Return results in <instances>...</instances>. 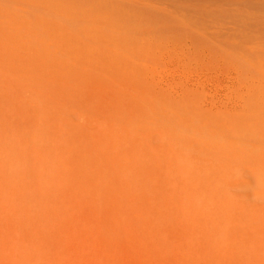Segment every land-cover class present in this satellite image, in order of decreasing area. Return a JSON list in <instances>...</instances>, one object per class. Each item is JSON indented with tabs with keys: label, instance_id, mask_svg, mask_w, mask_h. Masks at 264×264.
<instances>
[{
	"label": "rangeland",
	"instance_id": "obj_1",
	"mask_svg": "<svg viewBox=\"0 0 264 264\" xmlns=\"http://www.w3.org/2000/svg\"><path fill=\"white\" fill-rule=\"evenodd\" d=\"M263 156L264 0H0V264H264Z\"/></svg>",
	"mask_w": 264,
	"mask_h": 264
},
{
	"label": "bare ground",
	"instance_id": "obj_2",
	"mask_svg": "<svg viewBox=\"0 0 264 264\" xmlns=\"http://www.w3.org/2000/svg\"><path fill=\"white\" fill-rule=\"evenodd\" d=\"M110 140H111V139H110ZM119 140H120V139H119ZM114 141H115V140H114ZM116 142H118V141H116ZM122 143H123V142H122ZM173 143H174V142H173ZM118 144H119V143H118ZM118 144H117V145H118ZM204 144H206V143H204ZM210 144H212L211 146L214 147L215 142H214V143H210ZM210 144H209V145H210ZM222 144H223V143H222ZM131 145H132V144H131ZM170 145H172V144H170ZM218 145H221V144H216L215 147H216V146L218 147ZM223 145H224V144H223ZM226 145H227V144H226ZM226 145H225V146H226ZM122 146H123V145H122ZM208 147H209V146H208ZM212 147H211V148H212ZM227 147H229V146H227ZM116 148H117V147H116ZM229 148H230V147H229ZM212 149H213V148H212ZM217 149H218V148H217ZM125 150H126V149H125ZM218 150H219V149H218ZM238 150H240V149H238ZM212 151L214 152V150H212ZM230 151H231V150H230ZM230 151H229V153H230ZM241 151H242V150H241ZM227 152H228V151H227ZM232 152H233V151H232ZM244 152H245V150H244ZM217 153H218V152H217ZM233 153H234V152H233ZM130 154H131V153H130ZM211 154H212V153H211ZM224 154H225V153H224ZM235 154H236V153H235ZM241 154H242V153H241ZM170 155H171V154H170ZM172 155H173V154H172ZM177 155H178V154H177ZM231 155H232V154H231ZM232 156H233V158H234V155H232ZM131 157H132V156H131ZM237 157H238V156H237ZM263 157H264V156H263ZM263 157H262V158H263ZM180 158H181V156H180ZM229 158H232V157H229ZM240 158H241V157H240ZM125 159H127V158H125ZM183 159H184V158H183ZM183 159H182V161H183ZM207 159H208V158H207ZM224 159H225V157H224ZM238 159H239V158H238ZM260 159H261V158H260ZM227 160H229V159H227ZM237 161H240V159L237 160ZM263 161H264V160H263ZM246 162H247V161H246ZM242 163H243V162H242ZM263 163H264V162H263ZM116 165H117V164H116ZM204 166H205V165H204ZM198 167H200V165H199ZM194 168H195V167H194ZM210 173H211V172H210ZM208 175H209V174H208ZM208 175H207V174H206V175L204 174V175H203L204 177L202 176V179H203V180H204V178H205L204 181H206V180L208 181V180L210 179L209 182H211V185H212V187H210V190H208L209 193H206V194H208L207 196H209V194H212L213 197H214V196H216V197L225 196V197H227L226 200H228V198L231 197L233 202L236 201L235 196L233 197V195H234L233 192H234V190L236 189V186H235L236 183H235V182H234V184H233L231 181H229V179H228V181L225 182L226 179L224 178V179H225L224 181L220 179L219 181L217 180V181H218V183H217L216 180L212 179L213 177L210 178V177H211L210 175H209L210 177H207ZM222 179H223V178H222ZM207 181H206V182H207ZM209 182H207V183H209ZM243 182H244V181H242V183H243ZM245 182H246V181H245ZM214 183H217V184H214ZM238 183H239V182H238ZM246 183H247V182H246ZM246 183H243V184H245V187H243V185H241V186L244 188V190H242V189H243L242 187H241V189H240V186H239V185H238L239 188H238V186H237V189H238V190H239V189L242 190V192H243L245 195H246V193H247L245 189L248 188L247 186H249V185H248L249 182H248L247 184H246ZM172 185H173V184H172ZM209 185H210V183H209ZM214 185H217V187L214 186ZM236 185H237V184H236ZM246 185H247V186H246ZM172 187H173V186H172ZM184 187H185L186 189H188L187 186H184ZM168 188H169V187H168ZM175 188H176V187H175ZM196 188L198 189L199 187H196ZM197 189H196V192L198 191ZM200 190H201V189H200ZM247 190H248V189H247ZM225 192H226V193H225ZM236 192H237V190H236ZM242 192H240V193H242ZM245 192H246V193H245ZM128 193H130V192H128ZM227 193H228V194H227ZM238 193H239V192H238ZM132 194H133V193H132ZM196 194H198V192H197ZM222 194H224V195H222ZM225 194H227L228 196H226ZM235 194H237V193H235ZM189 196H190V195H189ZM198 196H199V194H198ZM236 197H237V196H236ZM231 198H229L230 200H228V201H231ZM243 198H244V197H243ZM187 200H188V199H187ZM194 200H198V197L194 196ZM194 200H193V198H192L191 201H192V204L195 206V203L193 202ZM226 200H224L223 203H225ZM219 201H221V199H219ZM228 201H227V202H228ZM242 201H243V202H247V201H246V197H245V199L242 200ZM243 202H242V203H243ZM202 203H203V202H202ZM221 203H222V201H221ZM247 203H248V202H247ZM150 205H152V204H150ZM229 205H232V204H229V203H228V206H229ZM234 206H235V205H234ZM239 206H240V205H239ZM228 208H229V207H228ZM240 208H242L243 210H247V209H248V206H247V204H241V207H239V209H240ZM246 208H247V209H246ZM139 209H140V208H139ZM233 209L236 210V211H239V210H237L238 208L236 209L235 207H233ZM137 210H138V209H137ZM243 210H242V211H243ZM242 211H240L239 213H241ZM248 211H249V210H248ZM245 212L248 213L247 211H245ZM245 212H242L241 215L245 216ZM237 213H238V212H237ZM247 215H248V214H246L245 217H247ZM136 216H138V215H136ZM146 217H147V216H146ZM146 217H145V218H146ZM229 219H230V217H229ZM135 220H136V219H135ZM146 220H147V219H146ZM248 222H249V220H248ZM228 223H229V222H228ZM232 223H233V222H232ZM227 225H228V224H227ZM150 227H151V226H150ZM227 227H228V226H227ZM227 239H228V238H227ZM221 244H222V243H221ZM229 245H230V244H229ZM235 247H236V246H235ZM232 251H234V252H232V253H235L236 257L240 258V261H241L242 263L247 264V259L245 258V254H246V253H249L248 250H247V252L244 251V250L242 251L241 249L238 250V247H237V248L232 249ZM246 255H247V254H246ZM222 258H223V257H222ZM219 263H220V262H219Z\"/></svg>",
	"mask_w": 264,
	"mask_h": 264
}]
</instances>
